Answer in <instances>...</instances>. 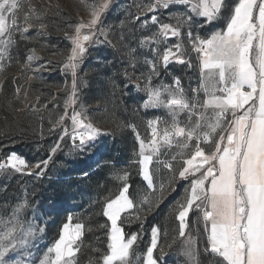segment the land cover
<instances>
[{"label": "snow or ice", "instance_id": "6c2138e0", "mask_svg": "<svg viewBox=\"0 0 264 264\" xmlns=\"http://www.w3.org/2000/svg\"><path fill=\"white\" fill-rule=\"evenodd\" d=\"M80 2L88 15L69 24L73 31L65 33L70 48L62 70L70 72L72 80L63 113L50 129L61 130L60 141L70 139L69 155L90 153L102 136L110 134L91 120L83 103L88 83L78 74L80 65L97 46L120 51L117 43L125 45L128 39L123 21L116 42L110 38L113 26H106L104 15L111 0ZM172 5L185 10L169 13V22L160 19L156 13ZM138 7L152 15L142 21L138 15L132 19L140 21L142 29L155 31L138 41L141 49H147L143 60L147 71L133 77L125 68L124 87L129 92L134 88L144 93L146 98L141 97L140 107L145 111L163 110L166 118L148 119L146 137L135 124L125 125L135 133L138 152L134 163L146 187L133 196L130 173L112 164L113 176L121 183L115 194L104 198L102 215L106 222L98 226L104 240L102 246L92 249L97 254L94 264H133L134 259H141L136 252L143 223L164 204L178 180L185 181L186 186L182 197L169 209L178 222L176 236L162 244L160 229L154 225L142 264H165V248H172L177 241L184 264H200L201 255L209 264H264V0H151ZM58 8L52 4L38 8L28 0H0V73L13 60L24 71L42 59L35 48L21 52L20 45L32 39L33 29L37 35H47L41 31L47 28L43 22L46 13L58 15L54 10ZM221 20L223 27L219 30L201 34ZM136 53V49H128V64L134 72L139 63ZM50 63L46 61L33 70L39 72ZM172 64L198 68L196 87L186 89L180 76H172L169 84L162 79L155 82L170 74ZM134 79L142 83L133 84ZM111 83L115 89V81ZM21 92L18 86L15 100H20ZM59 150L61 143L57 142L48 158L35 164L15 151L8 152L0 156V175L42 177ZM165 172L167 181L161 179L157 184ZM29 211L33 213L31 219ZM35 212L25 198L0 216V264H36L33 249L45 226L38 222ZM72 219L70 215L39 264H79L77 254L83 248L85 225L72 224ZM133 220L140 223L141 232L125 231V224ZM97 242L101 243L100 237Z\"/></svg>", "mask_w": 264, "mask_h": 264}, {"label": "rangeland", "instance_id": "374dc122", "mask_svg": "<svg viewBox=\"0 0 264 264\" xmlns=\"http://www.w3.org/2000/svg\"><path fill=\"white\" fill-rule=\"evenodd\" d=\"M28 2L36 5L38 8L45 4H52L53 6L59 5L58 9H54L59 14L54 15L53 12L46 13V18L43 22L47 25V28L41 31H46L47 35H37L36 30L33 29L31 30L32 39L21 43V52H27L29 48H35L37 54L42 59L40 61H36L32 69L24 70L25 75L21 76L20 85H18L22 87L20 100H15L13 96L4 107H0V113H11L12 116L16 115V113H27L26 117L31 118V116H38L41 120H48L49 117L47 116H49V110L47 105L52 103L50 112L54 114L53 116H55V118L53 121H55L63 113L67 90L70 89L72 80L71 73H66L62 70L63 63L66 62V55L70 48V41L65 37V33H72L73 29L68 25L75 24L81 17H86L88 15V11L84 5L81 4L80 0H28ZM85 2L89 4H98L101 0H85ZM149 2H151V0H111L109 9L104 15L106 26H113V33L110 38L116 42L118 34L122 31L121 22L123 21V33L128 37V39L125 45L117 43V48H120V51H116L109 46H97L95 49L90 50L91 54L86 55L83 64L80 65L78 74L88 83V87L84 89L82 94L83 103L89 112L91 120L98 127L110 133L109 135L102 136L98 141L97 147L90 153L86 152L82 155H77L85 161L87 166H90V164L99 165L101 162V156L99 155L102 154L115 157L116 154L114 153V144L117 141V136L125 129L126 117H128L130 121H132L131 119H136V121L140 122L138 131L141 136L144 137L147 135L146 122L148 119L153 118V116L166 118V113L163 110L145 111L142 109L140 107L141 97H145V94L136 92L134 88L131 92H129V90L124 87L126 81L125 77L122 75L125 68L128 69L129 74L133 77L139 76L142 71H147L146 66L143 65L144 55L147 52V49H141L138 41L143 35H150L151 31H155V29L151 28V26V31L149 29H142L140 21H134L132 17L138 15L141 17L142 21L151 16L152 13H147L146 10H142L138 7L139 5L147 4ZM184 10L183 6L172 5L167 10L161 8L156 14L163 21L169 22V13L183 12ZM23 14V11L19 13L21 17ZM221 27H223L222 20L213 25H209L206 29L201 31V34L211 33L219 30ZM129 48L137 50L136 55L139 63L137 64V70L135 72L128 64ZM53 52L58 54L53 55ZM192 56L193 64H195V54L193 53ZM16 59L21 60L22 58L17 57ZM46 61L52 62L47 64L46 69L41 68L39 72H35L33 70L38 65L44 64ZM108 61H110V63H108ZM16 70H21L20 64L17 63L16 60H13L10 64L5 65L3 73H0V90L5 77L11 73L16 74ZM169 73L170 74L167 77L158 78L155 82H159V80L162 79L164 83L169 84L172 82V76H180L186 89L196 87L197 85L199 71L196 67L189 69L180 64H172L169 66ZM54 75H56V77ZM29 77H31V79H29ZM112 80H114L117 85L115 89L112 87ZM33 83L34 85H32ZM132 83H142V81L134 79ZM25 91L27 93L26 99L24 97ZM42 91H48L51 93L50 96L47 97L48 101L46 100L43 103H41V100L44 97L43 93V95H41ZM26 105L34 106V108L26 107ZM22 108L25 110L19 111V109ZM68 123L69 131H71L70 122ZM50 124L49 128L45 129L42 134L40 131L38 132L37 138L29 133L20 135H1L0 145L5 147H0V152H5L6 155L8 152L15 151L14 149L16 148L20 151V153H22L18 154L21 156L24 155V158L27 156L33 157L34 154H30L32 147L34 150H38L40 146L39 142L43 138L48 139V137L51 136L48 135V133L51 134L53 132L50 131L52 123ZM0 125H2L1 121ZM56 131L61 135V130L59 128H57ZM68 141L71 146L69 138ZM57 142L61 143L62 141L58 139L55 144ZM136 152H138V143L135 153ZM70 156L71 158H75L74 155ZM38 161L40 160H37L32 164H35ZM48 168L49 165L47 169ZM47 169L42 177L21 174H12L10 176L0 175V216H4L9 213L11 211V207L26 198L30 202L31 206L36 209L35 216L39 218L38 222L42 226H45L44 233L40 235L39 239L36 241V247L33 249V259L36 261V264H39V260L43 257L47 247L51 246L54 241L58 239L63 224L68 222L67 220L65 223H62L61 227L57 231L58 235L54 240H51V237L46 235L47 227H49L53 221L52 212L49 210L48 204L42 200V192L34 186L42 179L47 182L54 178L55 174L51 175L50 173H47ZM108 178L114 179V181L117 182L116 187L119 189L121 182L115 179L113 172L109 173ZM161 179L165 182L167 181V172L164 173L163 177L158 178L157 184H159ZM43 186H47V183H43ZM185 186V181H176L172 185L174 191L167 193V199L164 204L160 206L162 211L159 212V214L155 211L154 213L147 215L146 223L148 224V220H151L154 224L150 225L147 229L143 228L142 232L141 227H137L136 231H133L141 232L142 239L139 242L143 240V237H147L145 243L139 246L137 245L136 255L141 259H134L133 264H142V257L150 243L151 228L154 225L160 229L162 244L170 243L172 238L176 236L178 222L175 221L174 217L170 214L169 209L175 204L176 200L182 197ZM145 187V182L144 185L135 183L133 186V195L135 196L138 191L144 190ZM176 187L179 188V191L177 195H174ZM95 199V195L90 197L91 201ZM56 205L61 206V203L58 202ZM32 215L33 213L29 211L28 218L31 219ZM71 223L75 224L76 222L71 221ZM138 223L139 222L133 220L130 224L126 223L125 225L128 228H131L138 225ZM92 245H94L93 242H88L86 244L83 243L82 250H85ZM203 248L204 237L201 236L199 239V249L201 253L203 252ZM165 252L167 253L165 264H184V257L181 254L179 241H177V243L170 249L166 247ZM78 254L77 258L79 264H81L83 257L85 258L86 256H79ZM155 254L159 255L158 252ZM96 256L97 254L94 252L92 258H87L90 260L85 261L83 264H94ZM199 259L200 264H209V260L206 256L201 255Z\"/></svg>", "mask_w": 264, "mask_h": 264}, {"label": "trees", "instance_id": "16d2710c", "mask_svg": "<svg viewBox=\"0 0 264 264\" xmlns=\"http://www.w3.org/2000/svg\"><path fill=\"white\" fill-rule=\"evenodd\" d=\"M16 74H8L5 77V80L2 83L0 90V107H4L8 101L15 94V87L20 85L21 76L25 75L24 71L16 70ZM18 75V76H17ZM56 77V75H54ZM53 76V77H54ZM15 78L16 82H13ZM34 85V83L32 84ZM44 94V97L41 100V103L47 100V97L51 93L48 91H42L41 95ZM48 101V100H47ZM52 103L47 105L49 110L48 120H41L38 116L31 118L26 117L27 113H16L12 116L11 113L1 114L0 113V136L5 134H14L20 135L24 133H29L33 136H38V132H42L49 128L55 116L51 111ZM32 114V113H31ZM33 115V114H32ZM125 119V125L135 124L137 130H139L140 122L136 119H131L128 117ZM50 120V122H49ZM44 134V133H43ZM46 134V133H45ZM48 137V139L43 138L39 144V149L30 151V154H34L33 157H26V160L29 163H33L37 160L47 159L50 155V150L54 146L55 142L60 138V134L55 130ZM47 135V136H48ZM116 154L115 157L111 155H99L101 156V162L99 165L90 164L87 166L85 161L74 155L75 158H71L68 154L71 146L66 137L61 142V150L57 151L53 155L52 160L49 163V168L47 173L55 174L54 178L51 181L42 179L40 182L35 185L36 189H39L41 193V198L48 204L49 210L52 212V224L47 227L46 235L51 237V240H54L58 233L57 231L61 227L62 223H65L68 220V217L72 216V222L82 223L85 225V233L83 237V243L93 242L94 245L91 247L82 250L78 255L86 256L83 257V264L85 261L90 260L87 258H92L93 248L102 246L104 240L103 230L99 229L100 224L106 222V218L102 215V205L104 198L108 197L110 194H115L118 191L117 182L114 179L108 178L109 173L113 172L112 164L114 163L115 168L122 169L130 173L129 183L131 185L130 193L133 194V186L135 183L144 185V182L141 180L138 174V166L134 163L136 160L135 151L137 149V141L135 138L134 132L125 126V129L117 136V141L114 144ZM15 152L20 153L18 149H14ZM22 154V153H20ZM4 153L0 152V156H4ZM24 156V155H23ZM87 173V175H84ZM43 183H47V186H43ZM117 188V189H116ZM175 194L177 195L179 188H175ZM96 196V199L91 201L90 197ZM134 196V195H133ZM58 202L61 203V206H57ZM161 208L157 210V213L161 212ZM143 228L147 229L150 225L154 224L151 220L144 221ZM137 227L141 225H136L135 227L128 228L125 225L126 232L136 231ZM91 228L92 231L87 229ZM146 232V231H145ZM97 237L101 238V243L97 242ZM147 237H143V240L138 243L142 245L145 243Z\"/></svg>", "mask_w": 264, "mask_h": 264}, {"label": "crops", "instance_id": "0c3cea01", "mask_svg": "<svg viewBox=\"0 0 264 264\" xmlns=\"http://www.w3.org/2000/svg\"><path fill=\"white\" fill-rule=\"evenodd\" d=\"M146 183V182H145Z\"/></svg>", "mask_w": 264, "mask_h": 264}]
</instances>
